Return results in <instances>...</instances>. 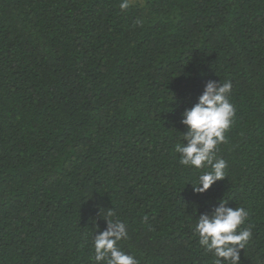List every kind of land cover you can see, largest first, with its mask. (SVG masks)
Listing matches in <instances>:
<instances>
[{
	"label": "trees",
	"instance_id": "trees-1",
	"mask_svg": "<svg viewBox=\"0 0 264 264\" xmlns=\"http://www.w3.org/2000/svg\"><path fill=\"white\" fill-rule=\"evenodd\" d=\"M121 2L0 0V264H95L105 219L139 264H213L194 227L221 200L264 264V0ZM209 81L235 116L226 177L194 194L209 169L175 145Z\"/></svg>",
	"mask_w": 264,
	"mask_h": 264
},
{
	"label": "clouds",
	"instance_id": "clouds-1",
	"mask_svg": "<svg viewBox=\"0 0 264 264\" xmlns=\"http://www.w3.org/2000/svg\"><path fill=\"white\" fill-rule=\"evenodd\" d=\"M129 7L128 0H122L121 10ZM231 82L209 81L198 102L182 113L181 123L186 131L181 143L175 145L180 165L196 170L209 169L191 184L194 194H203L214 183L226 177L227 163L216 157L218 146L225 142V133L231 127L235 108L230 102ZM186 143H183L185 142ZM221 200L216 209L196 219L194 232L198 243L215 257L213 264H240V252L252 238L249 228H243L248 212L243 207H227ZM107 217L115 215L109 210ZM107 221V230L100 232L93 240L95 264H139L134 256L126 254L118 246L127 239L123 222Z\"/></svg>",
	"mask_w": 264,
	"mask_h": 264
},
{
	"label": "rangeland",
	"instance_id": "rangeland-1",
	"mask_svg": "<svg viewBox=\"0 0 264 264\" xmlns=\"http://www.w3.org/2000/svg\"><path fill=\"white\" fill-rule=\"evenodd\" d=\"M131 3H133V4H136V3H141L142 2V0H129Z\"/></svg>",
	"mask_w": 264,
	"mask_h": 264
}]
</instances>
